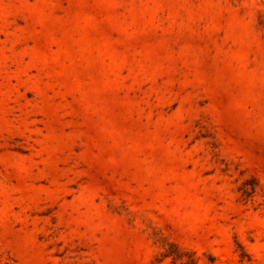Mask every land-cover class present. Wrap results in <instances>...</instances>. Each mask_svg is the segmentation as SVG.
<instances>
[{
  "label": "rangeland",
  "instance_id": "1",
  "mask_svg": "<svg viewBox=\"0 0 264 264\" xmlns=\"http://www.w3.org/2000/svg\"><path fill=\"white\" fill-rule=\"evenodd\" d=\"M0 264H264V0H0Z\"/></svg>",
  "mask_w": 264,
  "mask_h": 264
}]
</instances>
